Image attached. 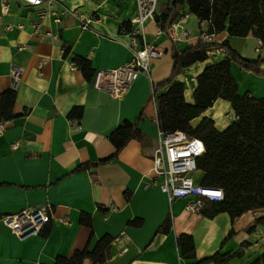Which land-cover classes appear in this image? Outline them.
Wrapping results in <instances>:
<instances>
[{"label":"crops","instance_id":"crops-1","mask_svg":"<svg viewBox=\"0 0 264 264\" xmlns=\"http://www.w3.org/2000/svg\"><path fill=\"white\" fill-rule=\"evenodd\" d=\"M166 1H158V15ZM57 2H44L40 9L70 10L73 14H63L60 24L50 18L38 21L35 9L18 0L8 2L6 14L0 8V94L11 89V66L20 70L14 118L0 135V218L52 206L49 226L24 240L0 221V264H53L57 256L70 258L87 245L91 250L103 236L112 239L103 264H213L201 261L215 254L230 255L225 264H253L264 257V209L231 219L226 213H215V205L205 202L192 212L185 207L188 200L168 203L159 188L161 178L151 173L158 132L156 98L167 91L158 87L170 77L171 51L198 43L200 26L186 5L178 7L171 19L173 23L186 16L181 24L190 32L186 40L174 43L165 35L156 37L155 22L145 23V42L160 47L163 54L151 62L149 78L138 75L126 95L116 100L91 86L92 75L88 79L69 64L74 58L84 59L90 64V74L126 64L129 37L121 29L133 28L136 4L128 0ZM79 15L99 16L101 21L82 31ZM34 24H38L36 29ZM7 25L12 28L6 29ZM226 40L240 58L264 62V39L251 34L227 38L225 32L210 38L218 45ZM211 64L209 60L197 62L175 77L186 104L193 103L196 77ZM260 71L264 74V65ZM229 74L239 95L264 101V77L245 72L233 62ZM231 115L230 104L217 99L190 124L195 127L206 117L216 130L223 131L230 124L225 117ZM124 122L134 125L141 136L109 160L114 153L109 135ZM13 143H17L15 149ZM193 177L199 183L203 173L197 171ZM87 217L89 226L81 222ZM166 220L168 231L158 232ZM181 235L191 237L193 258L181 256L176 244ZM237 252L240 257L232 256ZM82 264L92 263L84 260Z\"/></svg>","mask_w":264,"mask_h":264},{"label":"trees","instance_id":"trees-1","mask_svg":"<svg viewBox=\"0 0 264 264\" xmlns=\"http://www.w3.org/2000/svg\"><path fill=\"white\" fill-rule=\"evenodd\" d=\"M183 5H186L187 12L197 19L199 25L207 24L209 35L225 32L227 38H244L251 34L260 41L264 39V0H167L160 14L154 15L156 27L165 32L171 24L173 13ZM215 46L223 47L225 54L196 77L193 103L186 104L183 87L174 79L184 68L207 60L206 51ZM171 60L170 77L158 87H167V91L156 98L158 130L181 131L188 137L202 141L204 154L196 160L197 171L203 173L199 184L219 188L224 195L222 202L212 203L215 213H226L233 219L248 211L264 209V101L247 94L239 95L237 84L229 74V65L233 62L245 72L264 77L260 71L264 62L240 58L228 46L227 40L219 45L198 42L180 52L173 49ZM73 62L89 79L93 73L90 74L89 62L81 58H74ZM217 99L228 102L237 119L223 131L216 130L213 121L206 117H202L195 127L191 126V121L200 117ZM14 100L15 92L12 89L0 94V121L7 122L14 118ZM140 136L134 125L124 122L109 135V142L114 148L109 160L116 157L127 142ZM81 222L85 226L90 225L88 217ZM169 227L170 223L166 220L158 232L165 233ZM111 241L109 236H103L91 250H88L87 245L83 250L75 251L70 258L57 256L53 264H82L84 260L103 264L109 258ZM176 244L183 258H193L191 237L181 235ZM240 255L237 252L232 256ZM230 257L215 254L201 263L225 264ZM253 264H264V257Z\"/></svg>","mask_w":264,"mask_h":264},{"label":"built area","instance_id":"built-area-1","mask_svg":"<svg viewBox=\"0 0 264 264\" xmlns=\"http://www.w3.org/2000/svg\"><path fill=\"white\" fill-rule=\"evenodd\" d=\"M10 0H0V8L3 14L8 12V2ZM31 8H34L35 16L38 21L50 18L55 24H60L63 14L73 13L65 7L61 11H45L40 9L41 5L58 3L57 0H18ZM136 4V14L132 18L133 28L130 30L121 29V33L129 37L127 48L130 51V59L123 66L115 70L95 71L92 74L91 86L97 90L108 94L111 98L122 99L130 86L135 82L138 75L144 74L150 77V64L159 59L163 50L144 40L143 27L146 22L154 21L158 0H128ZM79 27L82 31L91 30L93 22H100L99 16L76 17ZM186 18L181 15L179 20L169 25L165 32L156 28L155 36L165 35L172 42L186 40L190 32L184 29L181 24ZM197 35L198 42L211 43L210 38L213 35L207 33V24L201 23ZM22 28L21 25L17 26ZM33 29L38 27L34 24ZM12 26L7 25L6 29ZM50 39L56 40L57 35H48ZM26 47V46H25ZM19 47V49L25 48ZM27 48V47H26ZM225 50L221 46L209 48L206 51L208 57L223 56ZM71 68H76L74 62L70 64ZM12 79L11 89L14 91L17 87V81L20 77V70L14 66L10 68ZM229 123L235 121V115L225 117ZM6 127V122L0 121V135ZM156 147L151 154V173L155 177L161 178L159 184L160 191L166 196L168 203L176 199L188 200L186 209L192 212H198L205 202H222L224 195L221 189L201 186L194 180V173L197 172L196 160L204 154V146L201 140L188 137L181 131L157 132ZM17 147V143L11 145L12 149ZM192 199V200H191ZM52 216V206L45 204L38 208L24 209L16 214L3 216L0 221L14 234L19 240H24L30 236H37L41 233L44 226L50 222ZM123 235V234H121Z\"/></svg>","mask_w":264,"mask_h":264},{"label":"rangeland","instance_id":"rangeland-1","mask_svg":"<svg viewBox=\"0 0 264 264\" xmlns=\"http://www.w3.org/2000/svg\"><path fill=\"white\" fill-rule=\"evenodd\" d=\"M158 1H160V0H158ZM201 27V26H200ZM200 27H199V29H200ZM207 60H209V61H211L212 63H215V62H217L218 60H219V58L218 57H209V58H207ZM206 61V60H205ZM235 64V63H234ZM197 172H195V174H196Z\"/></svg>","mask_w":264,"mask_h":264}]
</instances>
